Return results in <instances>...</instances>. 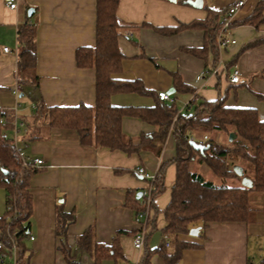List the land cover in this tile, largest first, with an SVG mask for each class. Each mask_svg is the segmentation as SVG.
I'll list each match as a JSON object with an SVG mask.
<instances>
[{
  "label": "crops",
  "instance_id": "crops-1",
  "mask_svg": "<svg viewBox=\"0 0 264 264\" xmlns=\"http://www.w3.org/2000/svg\"><path fill=\"white\" fill-rule=\"evenodd\" d=\"M5 1L0 0V109L11 112L13 119L3 134H6L4 138L13 140L22 158L43 161L29 178L31 216L23 259L29 264H67L55 234L56 211L60 206L74 215L66 232L68 245L74 247L77 238L91 228L96 242L110 244L117 237L122 255L115 264L139 261L144 251H154L165 238L162 210L170 200L176 173L172 124L162 143L148 141L139 151L131 153L84 144L75 130L50 127L44 115L38 113L35 100L46 106L95 103V69L78 67L75 51L81 46L94 45L96 0H16L15 9H9ZM233 1L202 0L200 7H194L185 0H119L118 47L123 59L120 71L113 77L139 79L154 95L168 92L172 87L174 92L170 96L175 99L178 113L185 111L184 102L194 94L192 103L224 97L225 105L254 108L258 118L264 121V16L258 28L243 22L259 0H246L232 17L227 34L236 42L226 47L217 44L213 49L209 47L204 56L186 50L203 46V30L179 28L181 24L205 19L208 8L224 10ZM29 8L33 9L31 15L27 13ZM26 21L36 27V87L17 81V28ZM159 28L179 29L166 34ZM3 46L10 50L4 52ZM218 64V73L196 81L199 72ZM227 64L229 73L234 66L240 70V83L229 82V73L225 75ZM170 72H177L193 92H177ZM15 88L17 96L13 93ZM110 102L116 106H152L154 97L134 92L115 93L110 96ZM120 127L134 144H138L142 133L158 130L157 125L134 116H124ZM203 134L194 131L190 135ZM207 136L211 137L208 133ZM213 139L221 143L227 140L221 132H216ZM162 163H167L164 190L155 196L149 219L144 223L136 219L127 205L146 185L135 168L141 166L155 173ZM234 165L241 168L242 174L226 178L224 182L229 185L242 184V178H248L244 174L245 163L234 160ZM188 168L215 184L223 183L222 178L195 159L188 161ZM5 198V190L0 186V215L5 209ZM249 205L247 221L211 222L201 235L179 234L178 240L193 246L184 248L175 264H260L264 240L258 244L257 237L264 230V193L250 192ZM143 228L145 238L138 250L133 246V235ZM118 231L123 233L117 235ZM166 241V247L171 249V241ZM76 259L82 264H93L86 252H78ZM6 261L13 264L15 258L7 257ZM104 264L112 262L107 260ZM150 264L165 262L155 251Z\"/></svg>",
  "mask_w": 264,
  "mask_h": 264
},
{
  "label": "trees",
  "instance_id": "trees-1",
  "mask_svg": "<svg viewBox=\"0 0 264 264\" xmlns=\"http://www.w3.org/2000/svg\"><path fill=\"white\" fill-rule=\"evenodd\" d=\"M118 2L119 0H96L94 45L81 46L75 51L78 67H94L95 69L94 105L46 106L43 102L35 100L36 107L38 113L47 119L50 127L75 130L84 144L120 149L126 153L139 151L148 141L153 144L162 143L172 124L176 140L174 158L176 173L170 200L162 210L165 219L162 232L165 238L154 251H144L138 264H150V257L155 251L161 255L165 264H175L181 251L193 246L190 242L178 240L179 234H189L190 228L199 226L198 235H201L207 224L211 222L249 219L250 192L264 193V121L258 118L254 108L225 105L224 97L192 103L184 112L178 113L174 98L172 101L159 99L157 93L154 95V92L147 89L139 79L121 80L113 77L120 71L123 59L118 47V36L121 34V24L116 15ZM227 8L224 10L208 8V16L205 19L180 25L179 28H201L204 33L203 46L186 48L188 52L204 56L209 47L214 48L216 35L221 25L220 18ZM263 12L264 0H259L243 22L258 28L263 22ZM178 29L159 28L158 30L168 34ZM35 35L34 23L26 21L19 24L17 81L18 84H31L36 87L38 76L35 74ZM228 73L229 65L227 64L226 77ZM170 75L177 92H193V88L184 84L177 72H170ZM124 92L152 95L154 104L152 106H116L110 102L112 94ZM190 107H192L191 110H189ZM124 116L138 117L155 124L158 130L151 134L142 133L138 144H134L130 137L122 133L120 126ZM0 119V186L4 188L6 194L5 209L0 215V241L8 257H12L13 246L15 247L16 256L13 264H29L22 257L26 248L25 239L29 235L31 216L29 178L38 170V167L33 165L31 160L23 164L24 158L16 144L12 139L3 136V131L12 125V113L0 109ZM194 131H202L205 134L221 132L225 134L227 140L221 143L208 137L203 142L207 147L203 151L196 150L190 145L188 139ZM231 132L235 136L229 141L228 136ZM191 159L204 163L214 175L222 178L223 183L215 184L204 179L201 174L191 171L188 168V161ZM234 160L245 163L244 174L250 179V185H229L224 182L226 178L238 177L233 169ZM166 164L162 163L155 172L151 208H153L155 196L164 190ZM131 202L129 201L127 205L133 209L138 219V213L145 209L142 195L134 196ZM73 219V213L64 212L60 206L58 207L55 234L60 241L58 249L67 264H82L76 259L78 252L89 253L93 264H104L107 260L115 264L117 257L122 255L117 237H114L110 244L99 243L93 238V230L88 228L77 238L74 247L66 243L67 228ZM121 233L123 232L118 231L117 235ZM167 239L172 243L171 249L166 247ZM0 264L12 263L5 260ZM260 264H264V256Z\"/></svg>",
  "mask_w": 264,
  "mask_h": 264
},
{
  "label": "built area",
  "instance_id": "built-area-1",
  "mask_svg": "<svg viewBox=\"0 0 264 264\" xmlns=\"http://www.w3.org/2000/svg\"><path fill=\"white\" fill-rule=\"evenodd\" d=\"M245 3H246V0H234L233 3L228 6L227 10L223 14L222 19H221V25L216 35V44L219 47H226L229 44H234L236 42L234 39L229 37L227 32L232 25V17L238 10H240L245 5ZM5 4L9 9H15L17 7L16 0H6ZM2 50L4 52H8L10 49L7 46H3ZM219 69H220L219 64L209 67V68H205L196 75L195 79L196 81H199L203 79L205 76H207V74H216L218 73ZM240 74H241L240 70L237 68V66H234L228 76L229 82L232 84L240 83L241 81ZM17 91H18L17 88L13 89V93L15 96H17ZM157 95H158V98L161 100H168V101L173 100L170 94L166 91H159ZM194 97L195 95L192 94V96L184 102L183 106L184 107L190 106L192 104V101L195 100ZM0 122H1V119H0ZM3 136L6 137V134H3ZM207 138H208L207 134H203L200 137H196L195 135H190L188 137L190 141L192 140V141H195L197 143H202V144ZM22 162L23 164H27L28 159H23ZM42 162H43L42 159H39V158H35L31 160V163L35 166L41 165ZM135 172L140 174L146 181V185L144 189L141 190V194H140L142 195V203H144L145 209L138 213V218L142 219V221L146 223L147 219L150 216V211L152 209L150 207V204L152 202L151 192L154 189L153 179H154L155 173L147 172L141 166H137L135 168ZM144 236H145L144 228L138 231L137 233H135V235L133 236V246L136 249L140 250L142 248ZM166 245H168V242H166ZM15 252H16V249L13 246L12 256L14 258H15ZM7 257L8 255L3 249V243L0 241V263H4ZM127 264H138V261H129Z\"/></svg>",
  "mask_w": 264,
  "mask_h": 264
},
{
  "label": "water",
  "instance_id": "water-1",
  "mask_svg": "<svg viewBox=\"0 0 264 264\" xmlns=\"http://www.w3.org/2000/svg\"><path fill=\"white\" fill-rule=\"evenodd\" d=\"M171 1H174V0H171ZM185 2L186 3H188V4H190V5H192V6H194V7H200L201 5H202V0H185ZM32 8H29L28 9V11H27V13H28V15H31L32 14ZM174 92V89L171 87V88H169L168 89V93L169 94H171V93H173ZM234 133H230L229 134V136H228V140L230 141V140H232L233 138H234ZM190 145L194 148V149H196V150H200V151H203L206 147H207V145H205V144H202V143H197V142H195V141H190ZM233 169H234V171L237 173V174H239V175H241L242 174V170H241V168H239V167H237V166H234L233 167ZM242 184L243 185H250L251 184V181H250V179L249 178H247V177H243L242 178ZM141 194V192H139L138 193V196ZM199 229H200V227L199 226H196V227H192V228H190V230H189V235H191V236H196V235H198V232H199Z\"/></svg>",
  "mask_w": 264,
  "mask_h": 264
},
{
  "label": "rangeland",
  "instance_id": "rangeland-1",
  "mask_svg": "<svg viewBox=\"0 0 264 264\" xmlns=\"http://www.w3.org/2000/svg\"><path fill=\"white\" fill-rule=\"evenodd\" d=\"M211 135V137L213 138H215V133H211L210 134ZM20 147H21V145H19ZM23 147V146H22ZM215 177V176H214ZM215 179V178H214ZM225 181V180H224ZM261 234L259 235V237H257V243L259 244H261V242L264 240V230L263 231H261L260 232ZM260 240V241H259ZM259 251V250H258Z\"/></svg>",
  "mask_w": 264,
  "mask_h": 264
}]
</instances>
